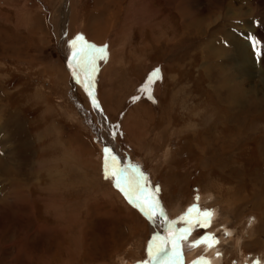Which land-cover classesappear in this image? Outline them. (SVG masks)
<instances>
[{
  "label": "rangeland",
  "instance_id": "374dc122",
  "mask_svg": "<svg viewBox=\"0 0 264 264\" xmlns=\"http://www.w3.org/2000/svg\"><path fill=\"white\" fill-rule=\"evenodd\" d=\"M144 2L0 0V264L151 259L165 218L145 215L105 178V148L143 173L175 225L198 204L212 213L200 237L242 235L239 246H200L187 264H264V0H151L138 15ZM240 8L263 13L247 19L255 68L238 71L223 40L241 25L227 10ZM79 34L107 46L92 76L102 111L68 67ZM157 68L162 79L145 93Z\"/></svg>",
  "mask_w": 264,
  "mask_h": 264
},
{
  "label": "snow or ice",
  "instance_id": "6c2138e0",
  "mask_svg": "<svg viewBox=\"0 0 264 264\" xmlns=\"http://www.w3.org/2000/svg\"><path fill=\"white\" fill-rule=\"evenodd\" d=\"M70 47L72 51L68 67L73 70L74 77L77 75V69H85L90 73L86 77L85 88L88 91V96L92 100L93 107L99 108L98 100L94 95L92 76L95 74L97 61L106 58L107 46L98 47L90 44L82 34H79L70 41ZM158 79H162L159 68L150 74L148 85L142 91L145 93L150 92L151 85ZM104 153L105 178L114 179L115 187L125 196L130 204L139 208L145 215H148L150 218L159 216L166 219L164 209L161 207L160 201L156 198L155 192H149L147 183L143 178V173L139 171L130 172L128 169L119 167L117 158L112 154L111 149L105 148ZM155 191H159V189L157 188ZM196 199L198 201L199 196ZM211 215L212 213L210 211H201L198 204L192 205L187 213L180 217L188 226L176 230L174 228L175 222H171L168 229L169 235L164 238L159 236L154 237L148 248L151 259L142 261L140 264H152L153 260L159 261L160 264H183L181 241L187 239L197 226L202 228L210 227ZM210 239L214 243L219 242L214 236L204 235L202 238L196 240L193 246L208 242ZM169 245H171L170 251ZM193 264H210V262L194 261Z\"/></svg>",
  "mask_w": 264,
  "mask_h": 264
},
{
  "label": "bare ground",
  "instance_id": "6f19581e",
  "mask_svg": "<svg viewBox=\"0 0 264 264\" xmlns=\"http://www.w3.org/2000/svg\"><path fill=\"white\" fill-rule=\"evenodd\" d=\"M132 1H135V0H132ZM137 1H139V0H137ZM140 1H142V0H140ZM151 0H149L148 2L145 0V2L141 5H139L138 6V8L137 7H135V8H137L136 9V11H137V14L138 15H140V14H142V12L144 11V8H146L147 9V7H148V3L150 2ZM185 1V0H184ZM193 3H197V2H199L200 0H191ZM256 2L257 3H262L263 2V0H256ZM191 3V2H190ZM190 3L189 4H186L185 5V2H183V6H181L182 5V3L181 2H179V4H178V7H183V8H186L187 6H189L190 5ZM144 8H143V7ZM260 6V5H259ZM177 7V8H178ZM259 8H262V6L261 7H259ZM179 9V8H178ZM181 9V8H180ZM195 9H196V11H195V13H199L200 11H201V9L198 7V5H197V7H195ZM249 10H252V9H249ZM155 11L154 10H151V13H154ZM248 10H246L245 11V9H243V8H240L239 10H237V11H230L229 9L227 10V14H229V16H228V19L227 20H232V21H234V22H237V23H239L240 22V24L243 26V28L241 27V25L236 29L237 31H233V33H231L230 35L227 33V35L225 36V40H223L224 41V44H227L228 46H230L231 45V47L232 48H234L233 49V55L231 56V58H234L235 60H236V62H237V70L239 71V70H250V68H255L254 66H255V64H254V62H253V55H252V52H251V49H250V46L248 45V42H247V40H250L249 39V37H250V34L253 32V28L251 29L250 28V21H247V19H248V17H259V16H262V13H263V11H261V9H259V11H258V13L256 14V13H252V14H250V15H247L248 14ZM148 13V12H147ZM136 13H135V15H137ZM264 14V13H263ZM199 15V14H198ZM68 20V19H67ZM252 23V22H251ZM220 27H225V26H220ZM239 28H241L240 29V31H239ZM249 28H250V30H249ZM244 29V30H243ZM257 31H259V34H260V36L262 35L263 37H264V28L262 29V28H259V29H257ZM236 32H238V33H236ZM233 35H235V36H233ZM224 36V35H223ZM261 36V37H262ZM233 37L235 38L236 37V40H233ZM262 37V38H263ZM264 39V38H263ZM219 47H226V45H224L222 42H220L219 41ZM231 48V49H232ZM222 50V49H221ZM225 50V49H224ZM223 51V50H222ZM223 53H224V51H223ZM223 55H225L226 56V54L224 53ZM223 58V57H222ZM224 60V59H223ZM257 68V67H256ZM226 73L227 74H229V72H227L226 71ZM237 102H239V101H237ZM10 128V127H9ZM15 128H16V126H15ZM14 128V129H15ZM8 130V129H7ZM9 136H11V135H9ZM10 137H8V139H9ZM13 148V147H12ZM23 152V151H22ZM19 165V164H18ZM106 192V191H105ZM116 194V192L113 190V192H112V190H111V192L109 193V195L108 196H112V195H115ZM106 196V195H105ZM239 196L240 195H234V198H235V200H237L236 202H239ZM233 197V196H232ZM232 199V198H231ZM111 201V200H110ZM113 201V200H112ZM235 203V202H234ZM263 204H264V202H259V203H257V207H263ZM184 216V215H183ZM122 217V216H121ZM119 218V217H118ZM118 218H115L116 220L118 219ZM128 218V219H127ZM167 219H164V220H162V221H160V220H158L159 222H155V226L153 227V229H155V233H156V231L158 230V227H159V231H158V236H160L161 234H163V235H165L166 234V236H168L169 235V232H168V229H169V227H170V223L171 222H173V220H170L168 217H166ZM126 219H127V221H126V223H124L125 224V229H123V230H125V232H129V233H131V226H130V224L129 223H131L132 222V220L134 219V216L132 215V213H131V215H128L127 217H126ZM119 220V219H118ZM179 219H177L176 221H178ZM131 221V222H130ZM127 222H129V223H127ZM163 222H164V225H163ZM175 222V221H174ZM120 223V222H119ZM116 225V224H115ZM118 225V224H117ZM158 226V227H157ZM188 225H187V223L185 222V221H182L181 219H180V221L178 222V224L177 225H175L174 224V228L176 229V230H179V229H183V228H185V227H187ZM197 227H199V226H197ZM197 227H195L194 228V230L191 232V234L188 236V238L187 239H185V240H183V241H181V244H182V251H183V257H182V261H183V264H187V259H188V257H189V255H191V254H193V253H195L196 252V250L200 247V246H204L205 245V247H207V246H209L210 247V249H213L214 247H215V245L216 244H218V243H221V242H229L231 239H233L234 240V242L239 246L240 245V241H241V238H242V235H240V233H236V232H233V231H230V230H228L227 232H225V233H223V234H220V236H215V234H213V233H210V232H206L205 234H203L202 235V237L204 236V235H209L210 237H212V236H214L219 242L218 243H214L211 239L208 241V242H205V243H201V244H199L198 246H193V244H194V242L196 241V240H198V239H200V238H202V237H200L201 235L200 234H197V232L196 231H198V228ZM120 234V233H119ZM177 234H179L178 232H177ZM225 234V235H224ZM200 235V236H199ZM126 237V236H125ZM115 239V238H114ZM87 242V241H86ZM211 245V246H210ZM84 246V245H83ZM97 246V245H96ZM169 249H171V247H169ZM89 251V250H88ZM88 253V252H87ZM219 253V252H218ZM215 254L216 253H214V256H215ZM105 258V257H104ZM219 258V257H218ZM207 262H210V264H213L214 262H216L217 260H216V257H211V258H207V260H206ZM123 264H129L128 263V261H124L123 262Z\"/></svg>",
  "mask_w": 264,
  "mask_h": 264
},
{
  "label": "water",
  "instance_id": "95a60500",
  "mask_svg": "<svg viewBox=\"0 0 264 264\" xmlns=\"http://www.w3.org/2000/svg\"><path fill=\"white\" fill-rule=\"evenodd\" d=\"M78 70V69H77ZM76 78H77V81L79 82V83H82V81H81V78H80V76L77 74L76 75Z\"/></svg>",
  "mask_w": 264,
  "mask_h": 264
}]
</instances>
